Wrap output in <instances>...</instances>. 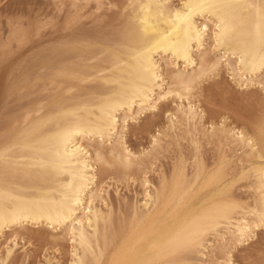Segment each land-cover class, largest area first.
<instances>
[{
  "label": "bare ground",
  "instance_id": "obj_1",
  "mask_svg": "<svg viewBox=\"0 0 264 264\" xmlns=\"http://www.w3.org/2000/svg\"><path fill=\"white\" fill-rule=\"evenodd\" d=\"M119 3L63 0L60 45L46 48L50 52L43 51L44 46L40 59L34 54L38 60L23 74L34 71V76L21 78L17 91L42 83L33 88L38 94H17L14 103H19L3 113V122L0 119V236L16 228L4 245L5 258L16 246L17 227L19 231L25 224L44 223L71 240V264H194L196 256L198 262L208 257L209 264H236L234 246L264 228V113L249 117L248 130L227 127L223 120L205 128V114L193 92L208 74L216 76L224 68L241 88L264 94V0ZM104 5L123 12L117 26L104 23L103 13L96 14ZM88 14H93L92 27L86 30ZM213 50L218 53L210 56ZM3 86L0 80V100L15 88ZM168 100L171 111L166 110L167 124L162 126L168 132L180 130L178 125L192 126L196 134L209 139L220 134L231 145L243 147L239 161L244 157L247 167L242 173L254 178L249 184L253 204L231 197L226 193L231 184H223L216 194L189 205L192 186L204 167L199 161L202 167L197 165L190 175L180 165L173 177L159 176L157 185L145 178L142 201L136 197L130 207L121 201L130 212L128 208L127 215L118 212L113 217L97 167L113 164L124 171L145 162L140 159L149 156L148 149L135 153L127 144L129 123ZM167 131L152 134L150 149L156 150ZM223 156L220 161L226 165L231 158ZM218 166L206 173L205 181L220 170Z\"/></svg>",
  "mask_w": 264,
  "mask_h": 264
},
{
  "label": "rangeland",
  "instance_id": "obj_2",
  "mask_svg": "<svg viewBox=\"0 0 264 264\" xmlns=\"http://www.w3.org/2000/svg\"><path fill=\"white\" fill-rule=\"evenodd\" d=\"M108 1L110 0H104V2L106 3H108ZM111 1L121 4L119 3V0H111ZM124 1L125 0H121L122 3ZM62 2L63 0H0V62L2 63L1 64L2 67L0 69L1 86H3L5 82L6 87H4L5 86L4 85L3 86L4 88L7 89V87H10L11 85L12 86L10 88L12 87L16 88V89L15 88L9 89L10 91L11 90L12 91L11 92L8 91L9 93L8 94L6 93L7 95L2 94L3 96H1L0 111L1 110L2 111H1L0 119L2 122H3L2 119L4 114H6V112L9 109H13L14 108L13 106H16L15 103H17L18 101L15 103L14 101H16L15 99H17L16 97H18L19 94L29 93V95L26 94L28 95V97L29 96L32 97L34 94H38L37 92H39V90H36L35 92L33 91L35 90V88L37 89V87L39 89L40 88L39 85H41L42 83L39 84L35 83V85L37 84V86L33 85V87L28 86L29 89L28 87H26L23 89L24 91L21 90L22 92H20L19 94L17 91H19L18 89L20 88L22 83L20 81L21 78L22 80L27 81L34 76L33 74L34 71L32 72L29 71L28 76L27 77L25 76L26 78L24 77L23 74H25V70L33 63V60L35 61V58L37 59L39 57L38 59H40L41 55L38 56V53L40 54L42 53L41 51L43 50V47L46 46L44 47L43 50L45 51L46 48L52 49V46L54 48L60 45L59 39H61V35L63 34V30H62L63 10L61 9L63 7ZM169 2L173 5L180 4V0H171V1L169 0ZM104 6L105 7L100 9L96 14L103 13V20L105 21L104 23H108L110 26H113V24L117 26L116 20L118 21L119 17H122L123 12H118L120 9L117 6L114 7L115 9L112 6L109 7V5L108 6L104 5ZM92 16L91 14H88L86 16L85 19L86 25H84L86 30L92 27V22L90 21V18H92ZM38 24L40 25L39 27ZM109 25L108 27L110 28ZM54 44H59V45H54ZM47 52L50 51L47 50ZM217 53L218 51L213 50L210 56H213ZM34 54L37 55L38 57L35 56ZM180 63L181 61H179V64ZM216 74H217L216 76H214V74H212L213 76L210 75L211 77L208 74V77H205L204 80H202L201 83L197 85L198 87L196 86L193 92L194 97H196L194 99H197L196 100L197 102L196 104H198L197 106L200 109H202L203 113L205 114L203 118V123L205 125V128L207 127V125L209 126V124H211L210 123L211 121L212 123L219 124L220 122H222L220 120H223L226 126L230 125L235 129L242 128L243 130L246 129L248 130L247 121L249 117H253V116L258 117L260 114L264 113L263 112L264 108H262L264 106V94H262V92L257 91L255 89L251 90V89L241 88L238 84H236L237 82H234L233 79L230 78L229 73L224 68H221V71L219 70V72ZM5 79L7 81L9 80V83ZM30 87L32 88L30 89ZM3 90L4 89H2V93H4ZM6 91L7 90H5V92ZM30 92H32L31 94L32 96L30 95ZM257 93L259 95H257ZM26 95L23 96L26 97ZM248 95H250V97ZM261 101L263 104L261 103ZM166 106H169L168 107L169 109L168 108L164 109V107ZM170 106H172V103L170 100H168L166 103H162L157 109V111L153 113H146L144 115H141L140 118H138V120L135 123L134 122L129 123L126 133V141L127 144L129 145V148H131L132 151H134L135 153H139L140 151L143 150L145 151L148 149L147 153H149L148 154L149 156H146V154L143 156L141 155L140 161L144 158L145 162L142 160L141 162L143 163L139 165L138 168H136V166H133L129 170L123 171L120 170L121 168L118 167L119 169L117 171L116 168L117 166L112 167L113 164L112 165L107 164V166L101 165L100 167L98 165L97 167L98 169L96 170L98 175V182L101 181L103 187L106 188L108 191L107 195H105V198L108 204L112 207V208L110 207L111 210L113 209L112 212L115 214V216L113 217L116 218L118 212H119L118 214L119 216L121 213H123L122 215L129 214L130 212L129 203L132 204L136 197L138 203L139 200L142 201L143 199L142 191L144 187L141 185L142 183L141 181H143L145 178L148 179L152 185H157L159 183V176L160 177L166 176L167 178L173 177L174 174L178 173V169H179L178 166L185 165V166H180V168L185 167L184 172H186V175H190V173L195 172L193 171L194 168H197V165L199 167V164L201 162L203 163L201 164L204 167H202V165L200 164V166L202 167V168L200 167L201 168L200 170L203 171H201V175L198 177L199 179L197 178V181L193 184L194 187L192 186L191 193L189 194L190 196L188 197L189 205L196 204V200L198 202L208 197L209 195L216 194V192L221 190V186L223 184H228L227 186L228 188L230 187L231 184V188L229 189L230 192L229 191L226 192L228 193V195L229 194L234 195L236 197L234 196L231 197L236 198L238 200L241 199L243 200V202L245 200L246 202H248V203L245 202L246 204H250V205L251 203L253 204V202L251 201H253L254 199L253 197H255L252 196L254 195L253 194L254 190L253 189L252 191L250 190L253 187H251L252 185L249 186V184L253 183L252 181L254 178L253 177H252L253 179L251 178L252 175L250 176L249 172L242 173V169H246L247 167V163L243 162L245 160L244 157H243V161L242 160L239 161V159H241V156H243L241 153L244 154L245 152V150H243V147L239 148L238 147L239 145L237 144L236 147V145L235 146L233 145L234 143H232L231 145V142L228 143V141L230 140H227L226 138L223 140L222 138L224 137L221 136L220 134L218 135L222 138L218 136L217 137L211 136L212 139L211 138L209 139L210 136L209 137L207 136L206 138V135H203L202 133H200V135L194 133L196 130L194 128H193L194 131L192 129L190 130L189 129L190 126H187L189 129L188 130L186 128V125L184 128H183L184 125L182 127L181 125H178L179 128L176 129H180V130H176L175 133H174L175 129H173V132H171V130L170 132H168L169 130L168 129L165 130L162 126H165L167 124L166 122L168 118L166 116L167 114L166 110H169L170 112L171 111ZM254 107L259 110L255 109ZM251 109L253 110L252 112ZM256 111L258 113H256ZM250 113L253 114L250 116ZM243 117L246 119H244ZM2 122H0V124H2ZM150 122L151 124L149 125L148 123ZM190 128H192V126ZM158 129L162 130L163 132L167 130L168 131L164 133L165 135L162 132L163 135L161 136L163 137H160L162 138L160 141L161 144H159L156 147V150L150 149L152 147L151 136L152 134L156 133ZM186 130L187 133H183L186 132ZM189 131L190 133H188ZM225 140H227V142H225ZM194 141H198V144L195 145ZM226 143L230 144V146H228ZM149 149L150 151L154 150L153 151L154 153L148 152ZM223 155L226 156L227 158H231L229 159L226 165H224L225 163L224 164L221 163L222 161L221 156ZM199 161L200 163L198 164ZM230 161L232 163L229 164ZM218 163H221L222 166L219 167L218 165L220 164ZM223 165L225 167H223ZM216 166H218L220 169L217 171L218 173L216 172V174H214L207 181H205L207 176L206 173L207 172L210 173V170L211 171L214 170ZM101 167H103V169ZM222 167L224 171H222L223 173L221 174L219 172L221 171ZM109 168L110 170L112 169L113 170L110 171ZM215 170H217V168ZM202 172L205 173L206 175L203 174ZM241 174L244 176H242ZM247 174H249L248 175L249 177L247 176ZM124 177H128V178H124ZM116 193L118 194V196ZM121 201L123 202L128 201L127 204L129 207L128 206L126 207V204ZM121 209L124 211H122ZM125 209H128L127 214ZM113 213L112 215H114ZM43 224H38L33 226L30 224L28 225L25 224L22 226L24 229L20 227L19 231L17 227L16 230L17 233L15 238L16 246L14 247L13 253L5 258L4 245L6 243L11 242V237H13L12 235L14 233L13 231L16 228L15 226H13L14 228L11 227L9 229H6L5 231L6 234L0 236V258L5 259L4 264H39L42 263L43 260L45 261L46 259H50L51 264H71L70 263L71 240H69L66 236L65 237L60 236L61 229L51 230L49 226L45 224L44 226ZM214 238L210 236L209 239H211V242L215 244L216 243L215 241L217 240H214ZM59 241L62 243H60ZM64 242L67 243L65 244ZM242 243L236 244L232 249L233 252L232 255L234 258L233 260L235 261L236 264H264V228L263 227L256 230L255 234L251 238H249L248 240ZM209 246L210 245H208V248ZM207 251H205V253ZM209 252L210 251H208V253ZM217 253L218 252H216V254ZM218 255H220V253H218L217 256ZM194 258L192 256L191 260ZM198 259L199 256L198 257L196 256L197 262ZM203 259L200 260L198 264L200 262H201L200 264L202 263L209 264L207 263V260L209 259L208 257L205 258L206 261H204ZM192 261L194 262V264L197 263L195 259ZM191 263L192 262L190 261L189 264Z\"/></svg>",
  "mask_w": 264,
  "mask_h": 264
}]
</instances>
